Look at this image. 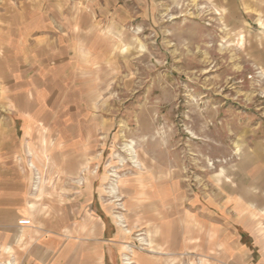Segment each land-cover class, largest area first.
Instances as JSON below:
<instances>
[{
    "label": "rangeland",
    "instance_id": "1",
    "mask_svg": "<svg viewBox=\"0 0 264 264\" xmlns=\"http://www.w3.org/2000/svg\"><path fill=\"white\" fill-rule=\"evenodd\" d=\"M0 264H264V0H0Z\"/></svg>",
    "mask_w": 264,
    "mask_h": 264
},
{
    "label": "bare ground",
    "instance_id": "2",
    "mask_svg": "<svg viewBox=\"0 0 264 264\" xmlns=\"http://www.w3.org/2000/svg\"><path fill=\"white\" fill-rule=\"evenodd\" d=\"M162 233V232H161ZM162 235V234H161ZM163 236L165 237V239H169L172 236V231H165ZM163 241V240H162ZM172 246H176L175 244ZM171 247V246H170Z\"/></svg>",
    "mask_w": 264,
    "mask_h": 264
},
{
    "label": "crops",
    "instance_id": "3",
    "mask_svg": "<svg viewBox=\"0 0 264 264\" xmlns=\"http://www.w3.org/2000/svg\"><path fill=\"white\" fill-rule=\"evenodd\" d=\"M1 231H4V230H1Z\"/></svg>",
    "mask_w": 264,
    "mask_h": 264
}]
</instances>
